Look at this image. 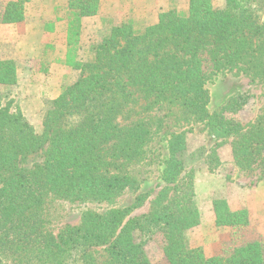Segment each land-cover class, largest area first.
Returning <instances> with one entry per match:
<instances>
[{"label": "trees", "instance_id": "trees-1", "mask_svg": "<svg viewBox=\"0 0 264 264\" xmlns=\"http://www.w3.org/2000/svg\"><path fill=\"white\" fill-rule=\"evenodd\" d=\"M29 1H9L1 23L23 21ZM252 2L224 0L219 8L214 0H188L186 10H165L154 24L111 27L90 47V60L66 57L79 75L60 88L39 131L8 109L9 94L0 91V264H152L146 244L155 235L168 264H264V235L246 210L230 209L224 199L213 201L215 225L233 230L222 251L208 255L187 239L200 214L192 172H186L192 129L185 127L204 124L216 139L234 137L230 152L240 170L260 155L264 162V112L246 131L239 119L247 94L229 96L216 112L208 109L207 86L217 77L264 81V21ZM100 8V0H66L56 21L77 35L80 20ZM15 82V61L0 60L1 89ZM168 122L179 130L166 132ZM161 129L163 185L146 213L131 216L142 194L128 207L115 201L139 189L129 168L144 162ZM30 158L39 161L26 167ZM55 200L109 207L85 210L78 224L53 233L45 216Z\"/></svg>", "mask_w": 264, "mask_h": 264}, {"label": "rangeland", "instance_id": "rangeland-1", "mask_svg": "<svg viewBox=\"0 0 264 264\" xmlns=\"http://www.w3.org/2000/svg\"><path fill=\"white\" fill-rule=\"evenodd\" d=\"M9 1L0 0V60L15 61L16 82L7 88V92L1 87L0 91L9 94L6 100L8 109L19 113L36 131L41 129L44 112L58 97L60 88L73 83L79 75L78 69L67 65L66 57L67 61L72 58L74 62L90 60L93 56L90 47L122 21H131L137 27H143L156 23L159 14L165 10L184 11L188 7V0H100L99 18L88 19L84 25H81V19L80 28L75 31L77 35L72 32L69 36L68 29L61 24L63 22L56 21L62 17L63 13L59 9L66 4V0H30L25 4L23 21L3 24V11ZM223 4L224 0H214L216 7L220 8ZM252 5L258 10L255 13L262 23L264 0H253ZM67 36L70 46H67ZM71 38H76V42ZM207 89L211 113L216 112L235 93L249 96L247 105L239 114L243 131L251 129L264 112V81L228 74L217 77L208 84ZM138 114L142 113L139 111ZM167 125L166 132L179 130L169 122ZM190 128L192 131L186 135V172H192L194 201L200 214V223L188 233V244L201 247L208 255H216L229 243L233 230L217 227L214 223L213 201L217 199L226 200L230 209L246 210L251 226L264 235L263 155L247 170H240L230 152L234 137L216 139L208 134L204 124L185 127L186 130ZM163 130L154 136L144 162L129 168L139 189L135 192L125 191L115 201L116 207H128L137 195L142 194L131 216L146 213L151 199L163 185L160 175L162 160L167 155L165 141L160 137ZM35 161L39 160L30 158L24 165L30 167ZM108 207L93 202L78 204L55 200L46 207L45 227L57 233L64 225L78 224L83 211L102 212ZM146 251L152 264H168L157 235L147 242Z\"/></svg>", "mask_w": 264, "mask_h": 264}, {"label": "crops", "instance_id": "crops-1", "mask_svg": "<svg viewBox=\"0 0 264 264\" xmlns=\"http://www.w3.org/2000/svg\"><path fill=\"white\" fill-rule=\"evenodd\" d=\"M99 13H100V11H99ZM99 13H98V15H99ZM98 15H96V16H92V17H86V18H82V20H81V25L83 24L84 25V22H86L88 19H94V18H99V16ZM59 22H63V23H61L65 28H67V26H66V23L64 22V21H59ZM55 30H56V28H55ZM64 57H61L60 59H62V60H64L63 59Z\"/></svg>", "mask_w": 264, "mask_h": 264}]
</instances>
